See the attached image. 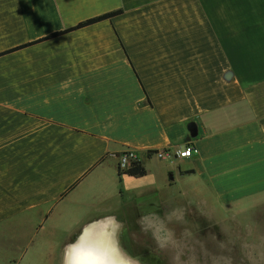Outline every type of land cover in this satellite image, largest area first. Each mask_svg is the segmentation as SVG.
Wrapping results in <instances>:
<instances>
[{"label":"crops","instance_id":"1","mask_svg":"<svg viewBox=\"0 0 264 264\" xmlns=\"http://www.w3.org/2000/svg\"><path fill=\"white\" fill-rule=\"evenodd\" d=\"M188 145L194 157L152 156ZM127 151L144 177L120 173ZM263 193L264 0H0L2 263L67 264L85 228L116 231L106 217L135 256L133 236L165 231L134 197L169 229ZM109 239L77 248L102 255Z\"/></svg>","mask_w":264,"mask_h":264},{"label":"rangeland","instance_id":"2","mask_svg":"<svg viewBox=\"0 0 264 264\" xmlns=\"http://www.w3.org/2000/svg\"><path fill=\"white\" fill-rule=\"evenodd\" d=\"M160 193H164V205L170 210L179 207L181 201L177 188ZM132 204L138 207L135 210L137 215L151 212L149 221L153 231H165L159 236H133L136 240L143 238L140 239L142 244L135 241L137 249L134 257L139 258L140 264L143 257L138 255L144 251L149 252L143 260L145 264H264V193L235 204L229 210L214 207L216 209L209 214L210 217L200 211L189 210L182 225H173L169 229L162 228L157 215L151 210L159 202L150 201L148 197L138 201L134 197ZM166 219L173 224L178 222ZM2 257L3 254L0 259ZM0 262L4 264L2 260Z\"/></svg>","mask_w":264,"mask_h":264},{"label":"clouds","instance_id":"3","mask_svg":"<svg viewBox=\"0 0 264 264\" xmlns=\"http://www.w3.org/2000/svg\"><path fill=\"white\" fill-rule=\"evenodd\" d=\"M106 219L112 220L114 223L119 225L116 231L113 233L111 247L114 249V254L112 255L111 259H105L100 261L99 264H140L139 258L132 256L128 253L120 243V233L122 231V224L116 217H106ZM143 220V218H142ZM141 227L145 228V225L141 222ZM159 239V238H158ZM74 247V245H66L65 246V253H64V260L68 261V254L67 249ZM70 264H77L76 261L72 260Z\"/></svg>","mask_w":264,"mask_h":264},{"label":"built area","instance_id":"4","mask_svg":"<svg viewBox=\"0 0 264 264\" xmlns=\"http://www.w3.org/2000/svg\"><path fill=\"white\" fill-rule=\"evenodd\" d=\"M197 149L194 146H186L183 149L168 148L163 150H156L153 152L152 156L163 161H173L175 159L191 158L197 154ZM137 153L134 151L125 152L120 160L121 170L127 169L132 162L137 161Z\"/></svg>","mask_w":264,"mask_h":264},{"label":"water","instance_id":"5","mask_svg":"<svg viewBox=\"0 0 264 264\" xmlns=\"http://www.w3.org/2000/svg\"><path fill=\"white\" fill-rule=\"evenodd\" d=\"M197 136V131L195 129L191 130V137H196ZM105 223H95L92 224L90 226H88L87 228H85L83 234L80 236V238L76 241V244L74 245V247H71L68 251V261L67 264H70V262L73 260L72 258V254H73V250L76 249L77 247L80 246L81 243L85 242L87 240V238L89 237L90 234L94 233V234H100V236H105L110 238V243L112 242V236H113V232H111V235H105Z\"/></svg>","mask_w":264,"mask_h":264},{"label":"trees","instance_id":"6","mask_svg":"<svg viewBox=\"0 0 264 264\" xmlns=\"http://www.w3.org/2000/svg\"><path fill=\"white\" fill-rule=\"evenodd\" d=\"M120 13H121V11H117V12H113V13L107 14V15L102 16L100 18L85 22V23L81 24L79 27H83L85 25H89L91 23H94V22H97V21H100V20H103V19L111 18V17H113L115 15H118ZM152 154H153V152H152ZM120 173L121 174L122 173L127 174V175H129L131 177L141 178V177H144L147 174V171H146L145 167L141 164V162H139L137 160L135 162H132V164L126 170L121 171Z\"/></svg>","mask_w":264,"mask_h":264},{"label":"snow or ice","instance_id":"7","mask_svg":"<svg viewBox=\"0 0 264 264\" xmlns=\"http://www.w3.org/2000/svg\"><path fill=\"white\" fill-rule=\"evenodd\" d=\"M114 254V249L110 246L105 253L98 256H93L91 253H85L83 248H76L73 250L72 258L77 264H81L82 261L85 260H98L103 261L105 259H111L112 255Z\"/></svg>","mask_w":264,"mask_h":264},{"label":"flooded vegetation","instance_id":"8","mask_svg":"<svg viewBox=\"0 0 264 264\" xmlns=\"http://www.w3.org/2000/svg\"><path fill=\"white\" fill-rule=\"evenodd\" d=\"M149 255L148 251L141 252L138 256L143 257V260L146 259Z\"/></svg>","mask_w":264,"mask_h":264}]
</instances>
